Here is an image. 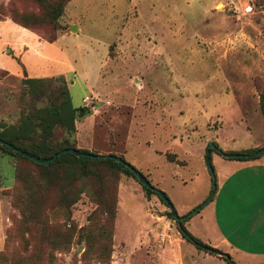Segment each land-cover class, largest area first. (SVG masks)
Listing matches in <instances>:
<instances>
[{
  "label": "rangeland",
  "instance_id": "1",
  "mask_svg": "<svg viewBox=\"0 0 264 264\" xmlns=\"http://www.w3.org/2000/svg\"><path fill=\"white\" fill-rule=\"evenodd\" d=\"M75 5L53 17L38 0H0V18L10 17L15 7L32 13L25 20L39 36L60 35L43 50L57 61L43 62L67 77L29 81L0 69V122L17 125L59 104L66 85L72 106L89 111L75 120L78 134L57 124L44 143L96 154L115 150L166 193L177 213L186 214L209 194V165L216 175L229 167L223 159H231L212 149L207 165L203 144L227 152L264 146V0ZM76 24L79 30H71ZM0 36L2 50L8 36ZM166 152L181 165L168 161ZM56 169L45 172L0 148V264H127L120 238L134 244L150 226L149 212L164 215L169 234L178 233L168 207L155 194L145 197L132 176L92 163L87 175L73 177L69 191L81 193L67 205L61 177L50 174ZM190 218L185 227L191 232L198 218Z\"/></svg>",
  "mask_w": 264,
  "mask_h": 264
},
{
  "label": "crops",
  "instance_id": "2",
  "mask_svg": "<svg viewBox=\"0 0 264 264\" xmlns=\"http://www.w3.org/2000/svg\"><path fill=\"white\" fill-rule=\"evenodd\" d=\"M75 4L76 0H70L65 11L67 6L73 10ZM76 29L79 30L78 24ZM3 32L7 33L8 38L2 40L4 48L0 50V69L18 77L41 79L63 75L67 79L65 72L52 71L43 62L56 60L43 53V50L46 45L54 44L60 35L55 40L48 41L34 30L14 22L10 17L0 19V33ZM80 119L81 117L76 120ZM76 133L78 134V129ZM170 134L171 132L169 138H176ZM110 152L112 151L108 150L107 153ZM168 154L170 153H165L168 161L178 163L175 158L169 160ZM203 155L206 156L205 144L201 152V156ZM223 162L229 167L216 170L217 189L214 196L191 217L197 216V224L192 226L191 232L186 228L189 220L184 222V226L186 224L185 228L205 245L228 253L233 264H264V153L254 159H223ZM127 182H131V179ZM118 214L119 203L115 230ZM149 214L150 226L137 237L134 244L120 238L127 264H133L134 261L137 264H227L221 256L198 249L183 238L179 231L177 234H169L168 231L172 227L164 215L155 212ZM162 233L163 237L160 236ZM116 238L114 235V248ZM131 258L135 260L130 261Z\"/></svg>",
  "mask_w": 264,
  "mask_h": 264
},
{
  "label": "trees",
  "instance_id": "3",
  "mask_svg": "<svg viewBox=\"0 0 264 264\" xmlns=\"http://www.w3.org/2000/svg\"><path fill=\"white\" fill-rule=\"evenodd\" d=\"M38 1H40V4H42V7L44 9H48V11H45V14L49 16L57 17L58 15L62 13V11L65 9L67 3L70 0H38ZM47 5L50 6V8ZM10 11H11L10 18L14 22L18 23L21 26L34 30L33 27L28 23V21L25 20V17L31 15L32 13L21 12V11L16 12L17 10L15 9V7H13ZM56 38H57L56 35H53L47 38V40L53 41ZM60 77L64 80L63 75H60ZM27 80L36 81L39 79L27 77ZM62 93L64 95V99L59 104L40 108L34 114L22 117L17 123V125L4 124L0 122V139H3L6 142L12 144L14 147L19 148L22 151H25L26 153H29L30 155L36 158L42 159V160L47 159L51 157L53 154H55L57 151L63 148H68V147L76 148L84 152H89L87 150L77 148L76 146L72 144L67 145L60 149L59 148L53 149L50 145L44 143L47 139L51 137L53 128L57 124H60L61 126H63L68 133L74 134L76 132L75 120L79 117H82L85 113L89 111L86 107L76 108L72 106L68 87H66V85L62 89ZM259 102H260V106L264 114V89H259ZM38 131L40 132L38 133ZM37 137H41L42 141H38L36 139ZM0 148L12 155L18 156L22 159H25L33 164L40 166L41 168L45 170V172H47L49 168H57L56 170H52L50 174L55 175L53 178H58V176L61 177L58 179L59 181L62 182V185L60 186L62 190V198L66 202L67 205L74 204L78 200L79 194L81 193L80 190H76V189H72L71 191H69V189H71V184H72L71 182H72L73 177L76 176L77 173H83L87 175L88 167L92 163H101L110 169H113V170L116 169L118 171H122L123 173L130 175L134 179L137 180L134 174L127 167H125L122 163L115 161L112 158L92 159L89 157H77L72 153H63L57 156L53 161H51L48 164H40V163L32 161L31 159L21 155L20 153L14 151L12 148H9L3 144H0ZM212 149H214L215 151H217L218 153H220L222 156L226 158L239 159V160L254 159L264 153V146L248 148V149H243V150L234 151V152H227V151H222L218 149L217 144L214 143L213 148L206 146V154L207 153L210 154V151ZM109 154L117 156L113 152H110ZM167 156L169 160H174V156L172 154H168ZM119 157L123 159L122 156H119ZM209 172L211 174L212 185H211V189L206 199L200 204H198L196 207L191 209L186 214L180 215V216H183L182 220L176 221L177 229L181 233L182 237L185 238L187 241L193 243L198 249H202L198 245L204 244V243L200 239L193 236L185 228L184 222L187 221L188 218H190V216H192L194 213L198 212L214 196L216 189H217L216 175L214 173L213 168L210 165H209ZM142 187L146 193V196L150 194H155L157 195L159 200L166 207H168L167 203H165L162 197H160L159 194L155 190L150 189L144 185H142ZM153 187L156 188L155 186ZM164 194L166 195V193ZM112 215L113 217L116 216L115 206H114ZM167 216L173 219L169 211H167ZM112 228L110 229V234L112 233ZM221 258H223L227 262V264H231V262L229 261V258L231 259V257L228 253H227V257L221 256Z\"/></svg>",
  "mask_w": 264,
  "mask_h": 264
},
{
  "label": "water",
  "instance_id": "4",
  "mask_svg": "<svg viewBox=\"0 0 264 264\" xmlns=\"http://www.w3.org/2000/svg\"><path fill=\"white\" fill-rule=\"evenodd\" d=\"M70 29L71 30H76V27L75 26H70ZM0 144H3V145H5V146H7L9 148H12L14 151H16V152L20 153L21 155L31 159L32 161L40 163V164H48L51 161H53L57 156H59V155H61L63 153H72V154H74L77 157H89V158H92V159L112 158L115 161H118V162L122 163L125 167H127L134 174V176L141 183V185H144V186H146V187H148L150 189L155 190L159 194V196L162 197V199L165 201V203H167L169 212H170L171 216L173 217V219L175 221H180V220L183 219V216H180L177 213V211L175 210L174 206L172 205V203L169 201L168 197L164 194V192L162 190L154 188L151 185L150 181L138 169H136L130 163H128V162L124 161L123 159H121L119 156H114V155H111V154H96V153H92V152H84V151H81V150L76 149V148L68 147V148H63V149L57 151L51 157L42 160V159H39V158H36V157L30 155L29 153H26L25 151H22L19 148L14 147L12 144L6 142L3 139H0ZM212 146H214V144H210L209 145V147H212ZM205 160H206V164L209 165L208 153L205 156ZM198 246L201 247L205 251L217 254L219 256L227 257V253L222 252V251H220L218 249L212 248V247H210L208 245L199 244ZM229 261L231 262V264H233L232 259L229 258Z\"/></svg>",
  "mask_w": 264,
  "mask_h": 264
},
{
  "label": "built area",
  "instance_id": "5",
  "mask_svg": "<svg viewBox=\"0 0 264 264\" xmlns=\"http://www.w3.org/2000/svg\"><path fill=\"white\" fill-rule=\"evenodd\" d=\"M82 102H83V104L88 105V103L90 102V97L89 96L83 97ZM160 236L163 237V233L160 234Z\"/></svg>",
  "mask_w": 264,
  "mask_h": 264
}]
</instances>
